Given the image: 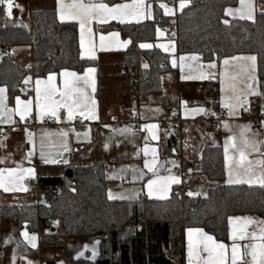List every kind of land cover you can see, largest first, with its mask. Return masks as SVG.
<instances>
[{"label":"crops","instance_id":"1","mask_svg":"<svg viewBox=\"0 0 264 264\" xmlns=\"http://www.w3.org/2000/svg\"><path fill=\"white\" fill-rule=\"evenodd\" d=\"M88 3L89 0H84ZM92 3H105L112 7L120 3H132V0H114L105 2L103 0H91ZM190 0H188L187 5ZM64 4L72 3V0H62ZM156 3L159 7L163 3L168 8L172 9V13L166 15L164 9L160 7L162 14L169 17L172 21L179 12L180 0H144L145 6ZM252 19L257 13H264V0H250ZM16 5H19L17 7ZM57 0H13V8L11 15H5L4 8L0 5V12L4 17L13 18L16 16L22 17L36 10L54 11L55 16L60 22L57 12ZM240 8V0L236 6H227L225 9ZM224 9V12H225ZM153 17V15H152ZM229 18L237 19L239 15H227ZM149 19L141 18V21ZM251 20V19H247ZM74 22L79 31L78 45L80 59L90 60L92 64L85 67L81 72H76L78 76H84L86 69H94L89 75L90 81L88 86H84L83 82H77V87L84 90L88 100V111L95 113V119H85L76 114L72 120L67 119V111L60 108L57 116L46 114L43 111L37 110V81H40V100L41 105L45 103L44 97L51 96V100H60L59 93L64 91L63 81L68 79L60 73L64 71H73L70 69L52 72L44 77H36L32 73L25 74L20 90L21 92L10 97L6 90L5 104L8 109L13 111L0 117V169H17V168H32L35 172V177L31 178L25 174V179L19 181L27 191H4L0 188V204L11 205L21 202H35L38 200V189L34 187L38 173L53 174L57 171L58 166L69 164L72 162L78 166L91 164L94 160L100 159L105 166V176L107 179V197L110 200H135L142 194H145L150 199L168 198L174 187L184 194L187 191L205 196L209 189L220 184L240 185L241 183L229 182L238 178H246L242 168H236L233 158L239 159V154L231 147V141H228L229 136H233L236 142L240 141V126L251 125V128L245 135L248 138H255L257 141H264V127L261 122L264 121V79L258 76L257 59L256 71L251 72V61H233L231 57L239 56H255L256 54L238 53V55L223 57L218 62L215 60L205 61L203 56H198L195 53H180L176 52V43L169 37L167 30L159 29L160 35L157 34L156 40L143 42L151 47L143 49L158 48L163 53H167L170 57L169 63L171 69L162 76L161 86L162 93L170 95L172 104L168 111L153 102V96H137L135 87L131 79L127 78L125 72L126 59L124 58L125 49L128 47V39L122 38L119 31L110 28L111 23H120L117 20L109 19L107 22L97 23L93 20L91 24L92 32L85 34L84 48H81L80 43V26L77 21ZM125 23H136L135 20ZM112 33H116L115 36ZM104 36L102 42L100 37ZM127 42V43H125ZM104 45L102 48L101 45ZM140 44V45H141ZM164 45V47H158ZM13 50L9 53L13 58L22 63H31L29 44L13 45ZM142 48V47H141ZM83 52V55H82ZM185 59L181 62L180 58ZM196 57V59H191ZM257 58V57H256ZM1 59V54H0ZM229 60L225 65L224 60ZM175 61V66L173 64ZM183 63V68H181ZM210 63L216 65L215 68H208ZM242 66H247L248 71L244 72ZM75 72V71H73ZM221 73L224 74L223 91L221 84ZM53 76L49 81L48 77ZM203 79H190L189 77H200ZM249 75L255 76V81H249ZM231 76H236L237 80L229 79ZM182 77H184L182 79ZM27 80V83L25 81ZM231 83H236L238 90L247 91L245 87L248 83H253L255 90L259 95H249L248 103L246 104L252 116H257L256 123L253 124L251 118L244 115L242 108L235 115H229V109L222 106L230 102L233 97V91L229 87ZM0 88L5 86L0 85ZM55 90L53 93L52 90ZM79 94H73V99H76ZM17 98L21 102H31L29 104V112L24 120L15 113L17 107ZM94 101V103H93ZM71 103V101H67ZM82 102V98H81ZM50 103V101H49ZM203 108L204 112L195 111ZM174 110L181 118L179 124H174L170 121L165 126H162L163 121H167L170 117V110ZM212 110L213 115L207 116V111ZM220 111L225 112L221 115ZM140 115L139 131L131 129V121L134 114ZM33 118V119H32ZM32 120L38 123L35 129H30L24 126L25 120ZM225 124L229 128H225ZM149 125H155V128H149ZM67 133L66 136L60 133ZM175 133L172 138L176 144L173 146L168 143L171 133ZM254 134H258L255 135ZM155 137V138H154ZM226 141L229 145L230 167H225V145ZM65 145L67 150H65ZM205 146H220L223 155V166L225 175L221 180H209L200 170L199 155ZM147 149V154L145 153ZM152 150H155L153 153ZM44 153L45 158L54 159L56 163H45L41 158V153ZM264 152V146H261L260 152H250L248 158L250 160L264 159L261 156ZM31 153V155H29ZM155 156V165L150 171L145 167V161L152 163ZM67 163H64V161ZM164 161V168L156 171L159 163ZM256 175L259 177L262 165H254ZM146 172V176L141 179L140 170ZM229 171L232 172L231 177ZM5 184L10 187L16 183V178H8L5 171ZM173 177L179 180V183H174L166 178ZM31 178V182L27 185L24 181ZM128 181V183H127ZM150 181L156 183L150 185ZM250 186L260 185L258 182L249 184ZM151 191V195L149 194ZM111 194V198H110ZM163 198V199H164ZM248 217L256 223L248 225V232L255 231L259 234V229L264 227V218L255 214L230 215L227 221L228 227V243H224L228 249L229 264H231V244L229 233L236 225L233 219L232 225L229 224V218ZM242 222V221H241ZM9 225H6L1 230L0 235V264H51L52 261H58L59 251L38 244L37 251L27 247L21 238L13 237L7 234ZM189 229H202L195 227H187L184 232V264H189L188 240ZM203 230V229H202ZM55 231V230H54ZM204 233L210 235L205 230ZM39 240V232H37ZM193 238L197 236L193 233ZM212 236V235H211ZM254 241L251 239L246 241H237L241 246ZM259 242V241H255ZM241 251H245L241 247ZM38 252V253H36ZM88 255V253H87ZM206 256V253H201ZM38 257L37 259H35ZM250 257L244 255V264H249ZM192 264H196L195 258L192 259Z\"/></svg>","mask_w":264,"mask_h":264},{"label":"trees","instance_id":"2","mask_svg":"<svg viewBox=\"0 0 264 264\" xmlns=\"http://www.w3.org/2000/svg\"><path fill=\"white\" fill-rule=\"evenodd\" d=\"M112 2L114 0H103ZM238 0H190L172 21L153 3L149 20L139 23H111L110 28L128 39L125 72L137 96H153L164 111L170 109V95L162 93L161 78L170 69L169 55L140 44L156 40L157 28L167 30L176 52L201 53L205 61H219L238 53L256 54L258 76L264 79V13L254 19L229 18L227 6ZM227 21V23H225ZM79 31L74 22L62 23L54 11L36 10L22 17H4L0 12V47L29 44L31 63L1 55L0 85L9 98L18 95L27 73L44 77L60 70L81 72L92 64L80 59ZM170 134L168 143L175 145ZM200 170L209 180L225 175L220 146H205ZM105 166L100 159L89 165L72 162L58 166L53 174H39L34 187L35 202L0 204V235L19 237L20 229L39 232V245L61 250L71 264L73 255L86 244L99 242V256L84 264H184V232L202 228L216 240L228 243L230 215L255 214L264 218V187L220 184L205 196L182 194L174 187L168 198L150 199L142 194L135 200L107 197ZM55 224L54 233L45 232ZM57 264V261L50 262Z\"/></svg>","mask_w":264,"mask_h":264},{"label":"snow or ice","instance_id":"3","mask_svg":"<svg viewBox=\"0 0 264 264\" xmlns=\"http://www.w3.org/2000/svg\"><path fill=\"white\" fill-rule=\"evenodd\" d=\"M188 0H180L179 8L184 9L187 6ZM0 5L3 6L5 15L10 16L11 10L13 8V0H0ZM57 12L59 18L62 22L64 21H77L80 26V43L81 48H84L85 44V34L91 33L92 28L91 24L93 20L97 23L107 22L109 19L117 20L120 23L131 22V20H135L136 23L141 21V18L144 19H151L152 18V10L151 5L145 6L144 0H132V3H120L116 4L112 7H109L105 3H92L89 0L88 3H85L84 0H72L70 4L62 3V0H57ZM19 7V5H16ZM160 7L164 9L166 15L172 13V9L168 8L167 5L161 3ZM226 15L237 16L239 15L240 19H252V11H251V4L250 0H240V8L238 9H225ZM227 23V21H225ZM157 34L160 35L159 29L157 30ZM113 36L116 33H112ZM101 41L105 40L104 36L100 37ZM127 43V42H125ZM142 48L151 47L148 44H141ZM101 47L103 48L104 45L102 43ZM158 47H164V45H158ZM83 55V52H82ZM185 58L181 57L180 60L183 62ZM191 59H196V57H191ZM256 57L255 56H239V57H231L233 61H251V72L255 73L256 71ZM223 63L227 65L229 60H224ZM175 66V61H173ZM216 65L214 63H210L208 68H215ZM181 68H183V63H181ZM243 71L247 72V66H242ZM94 69H86L84 76H78L76 72L73 71H64L60 73L61 76L67 77L63 81L64 91L59 93L60 100H51L50 95H46L44 97L45 103L42 106L40 100V88L39 84L40 81H37V99H36V108L37 110L43 111L46 114H50L52 116H57V113L60 108H64L67 111V119L72 120L76 114L84 117L85 119H95L96 115L92 111H88V103H87V96L84 93V90L80 87H77V82L82 81L84 86H88L90 77L88 74L92 73ZM224 74L221 73V84H222V91H223V80ZM184 77H182L183 79ZM190 79H203L204 76L201 75L200 77H189ZM49 81L53 79V76L48 77ZM230 80L236 81V76L229 77ZM249 81H255L254 75H249ZM27 83V80L25 81ZM229 87L233 91V97L230 98V102L227 104H223L222 106L227 107L229 109V115H235L238 110L244 105L248 103V96L249 95H259V93L255 90L253 83L246 84L247 91L238 90L236 83H231ZM52 92L54 93L55 90L53 89ZM6 89L0 88V117H4L6 114L11 113L13 110L8 109L5 104L6 100ZM78 93L76 99H73V94ZM82 98V102H81ZM71 101L68 103L67 101ZM50 101V103H49ZM17 105H21L23 103V107H17L15 109V113L20 116L21 120L25 119V116L29 112V104L31 102H21L19 98H17ZM94 103V101H93ZM247 110V109H245ZM195 111L204 112L203 108L197 109ZM225 128H229L228 124L224 125ZM261 126L264 127V121L261 122ZM149 128H155V125H149ZM240 141L239 143L236 142V139L233 136L228 137V141H231V147L239 154V159L235 160L233 158L235 167L242 168L244 171V176L246 178H238L236 180H229V182L235 183H255L258 182L261 187H264V168L261 169V173L259 177L256 175V168L254 165H262L264 166V159L259 160H250L248 158L250 152H260L261 146H264V141H257L254 137L248 138L245 133L248 132L251 128V125H243L240 126ZM63 136H66L67 133L61 132ZM258 135V134H254ZM155 138V137H154ZM65 150H67V146L65 145ZM147 149H145V153L147 154ZM153 153L155 150H152ZM229 153V145L226 141L225 145V167L229 169L230 164V157ZM31 155V153L29 154ZM261 156H264V152H261ZM41 158L44 159L45 163H56L57 161L54 159H47L45 158L44 153H41ZM155 156L153 157L152 163H149L147 160L145 161V167L149 168L151 171L155 165ZM2 163V161H0ZM64 163H67L65 160ZM5 171L7 172L8 178H16V183H14L11 187L5 184ZM25 174L28 177L34 178L35 172L32 168H17V169H0V188L4 191H27V188L23 186L22 183L19 181H23L25 179ZM232 172L229 171V176L231 177ZM174 183H179V180L173 177L166 178ZM156 183L155 181H150V185ZM151 195V191L149 193ZM189 196L193 195V193H188ZM111 198V194H110ZM161 199L164 197L161 196ZM233 219L237 222L234 229L229 233V239L233 241L231 244V256L230 261L231 264H244L243 258L244 255L249 256L250 262L249 264H264V227L259 229V234L255 231L249 233L248 232V225L256 223L252 221L248 217H235L229 218V224L232 225ZM242 221V222H241ZM264 223V222H260ZM189 240H188V254H189V264H192V259L195 258L196 264H229V249L228 247L222 243L216 241L213 236L207 235L203 232L202 229H189ZM193 233H196L197 236L193 238ZM22 235H26L22 233ZM36 237L31 236L28 237V242L35 247L34 241ZM251 239L254 241L251 244L245 243L241 246L237 241H246ZM259 241V242H255ZM87 247V246H85ZM241 247L245 251H241ZM201 253H206V256H202Z\"/></svg>","mask_w":264,"mask_h":264},{"label":"built area","instance_id":"4","mask_svg":"<svg viewBox=\"0 0 264 264\" xmlns=\"http://www.w3.org/2000/svg\"><path fill=\"white\" fill-rule=\"evenodd\" d=\"M13 48L14 47L12 45L0 47V54L2 56L9 55V53L13 50ZM197 55L201 56V53L198 52ZM245 109H247V110H245ZM242 112L244 113L245 116L252 119L253 124L256 123L257 116H252V113L250 112V109L247 105H244V107H242ZM206 113H207L208 117H211V115H213L212 110L211 111L208 110ZM220 113H221V115H223L225 112L220 111ZM170 114H171V117L167 121H163L162 126H165L168 121H170L174 124H179L181 122L180 116L174 110L171 109ZM23 124H24V126L29 127L30 129H35L38 126V123L36 121H32L31 119L25 120V122ZM139 126H140V115L136 113V114H134L132 121H131V129L133 131H139L140 130ZM31 181H32L31 178H27L24 181V183L27 185Z\"/></svg>","mask_w":264,"mask_h":264},{"label":"water","instance_id":"5","mask_svg":"<svg viewBox=\"0 0 264 264\" xmlns=\"http://www.w3.org/2000/svg\"><path fill=\"white\" fill-rule=\"evenodd\" d=\"M164 168V161H161L158 165V167L156 168V171H160ZM141 173V179H143L147 174L146 172H144L142 169L139 171ZM187 194L190 193L189 191L186 192ZM192 193V192H191ZM198 195L197 193H193V195L191 196H196ZM55 230V224H51L50 227L48 229L45 230V232L47 233H54ZM87 246V247H85ZM99 249H100V245L99 242H93L90 244H86L82 247V249L80 251H78L77 253H75L73 255V260L75 261H95L97 259V257L99 256ZM88 253V255H87ZM57 264H68L66 263L65 260L63 259H59Z\"/></svg>","mask_w":264,"mask_h":264},{"label":"rangeland","instance_id":"6","mask_svg":"<svg viewBox=\"0 0 264 264\" xmlns=\"http://www.w3.org/2000/svg\"><path fill=\"white\" fill-rule=\"evenodd\" d=\"M128 183V181H127ZM6 226V225H5ZM5 226H2V228H4ZM1 228V229H2ZM22 233H25L26 235H22ZM31 236H35L36 239L34 241V244H35V247L32 246L31 243L28 242V237H31ZM19 237L21 238V241L27 246V247H31V249L37 251L36 249H38V244H39V240H38V235H37V232L35 231H31L29 229H27L25 226H23L20 231H19ZM38 253V252H36ZM59 256H61V250H59ZM38 257H36L35 259H37ZM71 264H84V262H81V261H75V260H72V262H70Z\"/></svg>","mask_w":264,"mask_h":264}]
</instances>
